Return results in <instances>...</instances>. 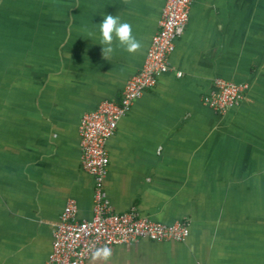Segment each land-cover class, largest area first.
<instances>
[{
    "label": "crops",
    "instance_id": "0c3cea01",
    "mask_svg": "<svg viewBox=\"0 0 264 264\" xmlns=\"http://www.w3.org/2000/svg\"><path fill=\"white\" fill-rule=\"evenodd\" d=\"M22 1L0 0L18 15L0 13V264H44L69 198L79 220L91 218L79 116L139 71L164 4ZM109 14L132 25L138 53L103 58L98 24ZM190 15L170 67L106 142L103 181L113 212L187 219L189 235L111 246L107 264H264V0H196ZM215 77L248 84L221 114L201 100Z\"/></svg>",
    "mask_w": 264,
    "mask_h": 264
},
{
    "label": "built area",
    "instance_id": "2783aa9c",
    "mask_svg": "<svg viewBox=\"0 0 264 264\" xmlns=\"http://www.w3.org/2000/svg\"><path fill=\"white\" fill-rule=\"evenodd\" d=\"M195 1L164 0L158 30L150 39L139 71L125 80L116 97L102 99L79 116V164L92 178V216L79 220L76 201L69 198L52 230L51 251L44 264H86L98 247L126 245L140 239L179 242L189 235L187 219L164 223L141 215L135 208L121 214L113 212L103 181L108 165L106 142L115 134L118 121L133 99L153 87L157 77L170 67L169 57L186 31ZM247 89L246 82L215 77L201 97L202 104L221 114L243 101Z\"/></svg>",
    "mask_w": 264,
    "mask_h": 264
},
{
    "label": "clouds",
    "instance_id": "9594fccd",
    "mask_svg": "<svg viewBox=\"0 0 264 264\" xmlns=\"http://www.w3.org/2000/svg\"><path fill=\"white\" fill-rule=\"evenodd\" d=\"M98 25L101 51L105 60H108L117 48L129 54L138 53L141 50L142 42L134 36L132 25L121 21L118 15H104L102 22ZM88 35L92 36L93 33L89 32ZM112 254L110 247H98L92 252L91 260L107 264Z\"/></svg>",
    "mask_w": 264,
    "mask_h": 264
},
{
    "label": "rangeland",
    "instance_id": "374dc122",
    "mask_svg": "<svg viewBox=\"0 0 264 264\" xmlns=\"http://www.w3.org/2000/svg\"><path fill=\"white\" fill-rule=\"evenodd\" d=\"M4 2V1H3ZM25 5V7H27V5L24 3V1H22V0H5V5H11V6H13V5H16L17 7L20 5V6H22V5ZM4 5V4H3ZM23 5V6H24ZM7 7H9V6H7ZM7 10H2V11H0V13H4L3 15H5L4 17H5V20H7L8 21V18H9V20H11L12 18H14V19H17V14L16 15H11V13H7L6 12ZM1 16V15H0ZM11 18V19H10ZM22 18V17H21ZM22 20H27L26 18H22ZM0 22H2V20L0 19Z\"/></svg>",
    "mask_w": 264,
    "mask_h": 264
}]
</instances>
